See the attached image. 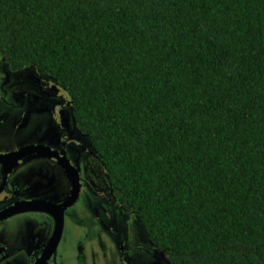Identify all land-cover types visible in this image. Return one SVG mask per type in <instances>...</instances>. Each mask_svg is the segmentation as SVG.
I'll return each instance as SVG.
<instances>
[{
  "label": "trees",
  "instance_id": "16d2710c",
  "mask_svg": "<svg viewBox=\"0 0 264 264\" xmlns=\"http://www.w3.org/2000/svg\"><path fill=\"white\" fill-rule=\"evenodd\" d=\"M67 90L173 264H264V0H0V63Z\"/></svg>",
  "mask_w": 264,
  "mask_h": 264
},
{
  "label": "rangeland",
  "instance_id": "374dc122",
  "mask_svg": "<svg viewBox=\"0 0 264 264\" xmlns=\"http://www.w3.org/2000/svg\"><path fill=\"white\" fill-rule=\"evenodd\" d=\"M53 86L59 88L58 96L47 92L46 89ZM70 100L67 90L55 78L40 74L35 67L13 70L3 59L0 63V152L31 143L56 145L57 119L63 107L69 115L66 104ZM71 122L76 132L78 125L74 115ZM88 139L91 141L90 137ZM71 153L80 173L81 190L77 202L67 209L56 262L79 264L83 253L86 264H173L167 251L152 243L136 212L128 206L110 203L111 186L99 156L89 151ZM33 158L24 161L13 180L22 179L26 171L32 174L37 165L45 168L35 174L39 190H30L24 197H33L38 192L36 197H49L54 202L65 198L69 193V182L64 170L46 158ZM27 164L31 165L26 167ZM18 196L23 197V193ZM33 224L36 231L53 227L51 216L42 210L17 214L0 224V236L11 253V262L21 260L28 264L32 261L29 245L16 241L21 233L24 235L31 230Z\"/></svg>",
  "mask_w": 264,
  "mask_h": 264
},
{
  "label": "flooded vegetation",
  "instance_id": "af4514ba",
  "mask_svg": "<svg viewBox=\"0 0 264 264\" xmlns=\"http://www.w3.org/2000/svg\"><path fill=\"white\" fill-rule=\"evenodd\" d=\"M48 93L58 96L60 93V90L57 86H53L51 88L46 89ZM71 108L73 110V104L72 100L69 101V104H66V109L70 113L67 116L64 112V107L62 114L60 118L57 119V131H58V137L55 139L56 145H47V144H41V143H31L26 144L23 146H20L19 148L12 150V151H4L0 152V155H10L14 154L16 152H20L21 149L27 146L31 145H40L43 147H46L48 150L43 151H35L30 152L27 154L22 155L20 159L16 160L17 155L14 154L12 156H3L4 159L0 161V216H5L7 214H13L7 217H4L3 219H0V224L5 223L6 220L12 218L13 216H16L17 214L29 212V211H36V210H24L21 212L13 213L16 210H18V204L24 201H30V200H42L45 202H49L54 204V212L48 209H38L47 212L49 216H51V219L53 221V227L52 229H44L43 231L39 230L36 231L35 225L33 224V227L31 230L27 231L24 235L21 233L20 238L16 241V243L19 242H25L27 245H29L28 248H31L29 256L31 257L32 261L28 264H60L59 262H56L55 255L58 251V248L61 244V241L64 236V229H65V223L67 218V209L73 206L77 200L79 199L80 190H81V184H80V173L79 170L75 167L73 161H72V153H82L84 151H89L91 153H96L98 156V151L93 145V141L91 136L84 132L78 125L76 119V123L78 125V129L75 132L73 124L71 122L72 116L74 115V111L71 112ZM75 118V116H74ZM90 137L91 141L88 139ZM90 142V145H89ZM34 157V160H41L42 158H46L48 160H51V162H55L64 170L66 173L67 179H68V185H69V193L68 195L63 198L62 200L54 202L49 197H36L38 196V192L33 197H24V194L27 193L30 190L37 191L39 190V181L38 179H35L36 171H41L45 168H40V166L35 167V171L32 172V174H29V172L26 171L24 173V176L22 179H18L16 181H13L15 175L17 174V169L23 165L24 161H26L28 158ZM100 158V157H99ZM101 160V159H100ZM102 162V161H101ZM103 164V163H102ZM31 164H27L29 166ZM104 166V165H103ZM105 169V168H104ZM17 171V172H16ZM106 172V171H105ZM32 175V176H31ZM72 177V179H71ZM110 182V180H109ZM111 186V194L112 196L106 194L108 197V200L112 205L115 206H126L122 204L117 195L114 193ZM77 191V197L71 203L69 206L64 207L62 210L57 209L56 206L65 204L69 198L73 195L74 191ZM107 192L109 193V187L107 186ZM23 193V197H19L18 194ZM110 194V193H109ZM107 200V201H108ZM17 205V206H16ZM16 206V208H14ZM62 224V231L60 239L54 248L53 251H51V241L54 237L56 228L59 225ZM38 226V223L36 224ZM153 243V242H152ZM6 243L3 241V239L0 236V264H24L21 260H16L14 262H11L9 260L10 252L7 249ZM18 249H15L17 251ZM82 253V252H81ZM43 261V263H42ZM79 264H86L85 257L80 255L79 258Z\"/></svg>",
  "mask_w": 264,
  "mask_h": 264
},
{
  "label": "water",
  "instance_id": "95a60500",
  "mask_svg": "<svg viewBox=\"0 0 264 264\" xmlns=\"http://www.w3.org/2000/svg\"><path fill=\"white\" fill-rule=\"evenodd\" d=\"M43 150L45 151V150H48V149L46 147H43V146H40V145H31V146L24 147L23 149L20 150V152H16L14 154L17 155V157H16V160H17V159H20L22 157V155H24V154H27V153H30V152H35V151H43ZM14 154L0 155V161L4 159L3 156H12ZM71 179H72V177H71ZM76 197H77V191L75 190L73 192V195L69 198V200L65 204L56 206V208L62 210L64 207H67L71 203H73V201L75 200ZM16 206L14 208H16ZM38 209H48V210H51V211L54 212V204L49 203V202H45V201H42V200H39V201L38 200L24 201V202H21V203L18 204V210H16L13 213L21 212V211H24V210H38ZM10 215H13V214L11 213V214H7L5 216H0V219H3L4 217L10 216ZM61 231H62V224L59 225V228H58V226L56 228L54 237H53V239L51 241V244H50L51 245V248H50L51 251H53L54 248L56 247V245H57V243H58V241L60 239V236H61ZM42 263H43V261H42ZM36 264H38V262Z\"/></svg>",
  "mask_w": 264,
  "mask_h": 264
}]
</instances>
